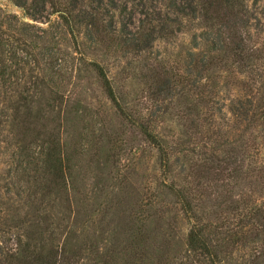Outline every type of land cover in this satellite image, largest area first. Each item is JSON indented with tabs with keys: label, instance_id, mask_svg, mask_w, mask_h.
I'll use <instances>...</instances> for the list:
<instances>
[{
	"label": "rangeland",
	"instance_id": "rangeland-1",
	"mask_svg": "<svg viewBox=\"0 0 264 264\" xmlns=\"http://www.w3.org/2000/svg\"><path fill=\"white\" fill-rule=\"evenodd\" d=\"M243 1L260 20L263 31L256 41L263 46L264 0ZM0 11L7 23L12 21L0 25V264L7 251L16 249L18 235L28 243L25 229L33 238L31 250H65L80 264H194L186 245L192 221L168 193L170 186L190 189L204 205L202 217L212 224L231 217L230 200L264 202L261 128L246 134L244 169L250 171L245 183L233 188L229 200H202L206 193L216 194L207 181L214 174L205 176L199 168L204 158L217 143L227 152L239 140L240 127L228 110L241 94L242 77L235 70H216L201 82L212 90V107L195 110L192 98H152L146 67L157 58L168 74L185 73L197 28L157 42L151 54L121 55L87 49L83 30L74 41L56 16L31 19L12 0H0ZM89 61L106 68L130 122L119 116L85 64ZM147 122L183 151L174 152L178 162L171 176L162 173L157 151L137 129ZM50 135L57 136L61 159L71 166L59 186L50 182L43 164ZM254 165L261 175L251 177ZM219 178L217 192L226 183L240 182ZM15 224L24 229L15 231ZM139 226L145 235L141 242Z\"/></svg>",
	"mask_w": 264,
	"mask_h": 264
},
{
	"label": "trees",
	"instance_id": "trees-1",
	"mask_svg": "<svg viewBox=\"0 0 264 264\" xmlns=\"http://www.w3.org/2000/svg\"><path fill=\"white\" fill-rule=\"evenodd\" d=\"M28 1L12 0V3L31 19L56 16L59 25L74 41L79 38V30H83L82 37L88 43L87 49L112 50L121 55L151 54L157 42L169 41L176 33H188L197 28V32L191 36L193 51L187 53L185 73L168 74L155 58V62L146 67L148 75L145 78L151 81L153 99L172 102L174 99L192 98L196 101L193 109L197 110L199 106L212 107V90L207 82L206 85L201 82L214 71L235 70L242 77L241 94L228 107L240 127L237 145L226 152L217 143L211 149V156L205 157L199 167L205 176L214 174L211 178L207 177V181L211 182L216 192L206 193L207 198L202 200L211 196L225 201L232 198L233 188H240L239 184L242 181L245 183L250 171L244 169L249 145L247 132L261 128L264 140V45L258 46L256 41L263 30L260 20L243 0H32L30 4ZM6 18L0 11V25L12 24V21L7 23ZM85 64L94 73L119 116L130 122L106 68L96 61ZM210 117H205L203 122L209 124L212 120ZM196 121L192 120L194 123ZM137 129L145 142L157 151L162 173L170 175L173 165L178 162L173 161L174 152L183 151L177 150L167 138L157 133L149 122L137 124ZM50 136L47 153L43 154V164L52 176L50 182L59 186L65 171L71 166L69 159L66 163L61 159L62 147L57 136ZM231 152L232 155L229 154ZM219 153L221 158L218 157ZM258 174L261 175L254 165L251 177ZM220 176L227 178L228 182L235 178L240 182L224 184L217 195ZM48 189L45 184L41 191L45 193ZM167 191L178 199L183 212L192 221L186 245L194 264H264V202H250L243 197L238 201L230 200L231 217L212 224L201 215L204 212L203 203L196 202V197L186 186H170ZM20 224L13 226L15 231L24 229ZM137 232L142 237L141 242L145 235L141 234L140 226ZM23 235L28 243H22L18 235L16 249L7 251L1 260L4 264H80L65 250L59 254L51 249L42 253L41 247L31 250V232L25 229Z\"/></svg>",
	"mask_w": 264,
	"mask_h": 264
}]
</instances>
